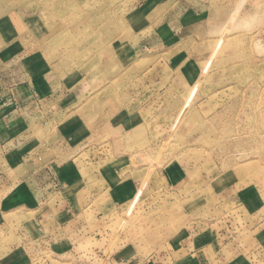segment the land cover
<instances>
[{
  "label": "rangeland",
  "instance_id": "374dc122",
  "mask_svg": "<svg viewBox=\"0 0 264 264\" xmlns=\"http://www.w3.org/2000/svg\"><path fill=\"white\" fill-rule=\"evenodd\" d=\"M1 34L41 141L84 181L122 179L76 244L105 257L34 264L181 243L194 264H264V0H0Z\"/></svg>",
  "mask_w": 264,
  "mask_h": 264
},
{
  "label": "crops",
  "instance_id": "0c3cea01",
  "mask_svg": "<svg viewBox=\"0 0 264 264\" xmlns=\"http://www.w3.org/2000/svg\"><path fill=\"white\" fill-rule=\"evenodd\" d=\"M3 41L1 34L0 65L5 69L0 71V264H34L41 256L103 258V250H78L76 244L92 237L85 233V212L95 194L101 188L120 192V169L95 171L97 180L84 181L75 159H60L41 141L39 131L50 123L36 119L44 107L40 92L19 83V56L8 57L18 47L8 49ZM77 180L79 186L73 189ZM190 236L189 241H197ZM184 253L182 243L181 248L156 254L129 249L113 252L108 263L168 264L171 259L173 264H184L187 259V264H194L199 255L195 250Z\"/></svg>",
  "mask_w": 264,
  "mask_h": 264
}]
</instances>
